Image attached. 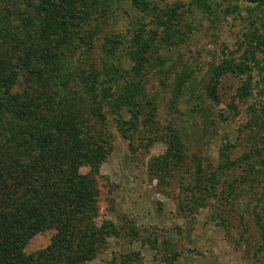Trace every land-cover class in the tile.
Masks as SVG:
<instances>
[{"label": "trees", "instance_id": "trees-1", "mask_svg": "<svg viewBox=\"0 0 264 264\" xmlns=\"http://www.w3.org/2000/svg\"><path fill=\"white\" fill-rule=\"evenodd\" d=\"M119 1L124 0H0V264H82L96 258L113 233L107 221L101 225L97 221L101 194L97 175L112 147L106 108L123 136L132 138L143 104L150 107L148 121L157 134L155 100L144 103L142 97L149 65L161 60L158 45L186 38L183 26L192 29L182 16L186 4L211 16H217L221 6L217 0H176L164 7L132 0L143 18L153 13L152 25L138 20L126 31L106 35L99 64L66 63L65 56L79 52L81 44L87 52L92 50L100 21ZM239 1L228 5L232 12L242 9ZM242 2L247 4L250 28L242 59L239 62L224 45L226 55L209 67L202 101L218 104L222 77L236 74L241 65H247L250 76L238 88V97L258 96L264 88V0ZM124 56L128 66L121 61ZM192 76L191 71L179 76L171 108L177 107ZM250 107L256 110L255 105ZM123 111L130 113L129 119ZM239 112L240 107L232 104L220 115L231 121ZM164 135L167 150L151 166L152 175L162 181L175 176L187 155L186 137L179 128L169 125ZM258 138L260 144L244 160L264 155V133ZM234 146L224 141L216 169L195 172L196 191L185 203L191 202L192 211L219 194H229L234 184L229 181L225 186L228 174L238 165L230 157ZM85 166L90 168L86 173L81 171ZM47 230L54 231L50 244L27 253L31 237ZM130 260L126 255L121 264Z\"/></svg>", "mask_w": 264, "mask_h": 264}, {"label": "rangeland", "instance_id": "rangeland-1", "mask_svg": "<svg viewBox=\"0 0 264 264\" xmlns=\"http://www.w3.org/2000/svg\"><path fill=\"white\" fill-rule=\"evenodd\" d=\"M150 1L164 7L176 0ZM217 1L221 3L217 16L202 12L195 4L189 8L186 4L182 16L192 29L183 26L187 33L184 40L159 44L161 60L148 67L142 100H155L157 134L148 121L150 107L143 104L141 123L137 130H131L132 138L123 136L113 113L106 108L112 147L97 175L101 191L97 221L99 225L107 221L113 233L107 236L96 258L82 264H121L126 255L131 258L128 264H264V155L262 159H243L247 152L256 149L260 144L258 135L264 133V88L258 96L240 99L238 88L250 76L247 65H241L236 74L222 77L218 104L207 98L201 100L211 63L226 55L222 53L224 45L234 51L240 62L250 32L246 3L240 0L242 9L232 12L228 5L236 0ZM138 20L152 25L153 13L143 18L132 0L117 2L109 9L106 20L100 21L92 50L87 52L88 47L81 44L79 52L73 50L65 56L66 63L99 64L105 36L126 31ZM121 61L129 65L128 56ZM185 71L193 72V76L183 87L174 109L169 101ZM256 78L253 72L252 81ZM20 86L21 82L16 89ZM232 104L240 107V112L225 121L220 113ZM251 105H255V111ZM124 116L129 119L130 113L126 111ZM169 125L179 128L186 137L187 155L185 165L175 176L162 181L152 175L151 166L167 150L163 137ZM224 141L235 144L230 157L238 165L229 171L225 186L229 181L234 185L228 195L219 194L217 199L192 211L191 202L185 203L186 197L196 191L195 172L211 173L216 169ZM255 164H259V169L249 171ZM89 169L85 166L81 171L86 173ZM53 234L52 230L37 232L29 240L26 252L35 253L46 247Z\"/></svg>", "mask_w": 264, "mask_h": 264}]
</instances>
